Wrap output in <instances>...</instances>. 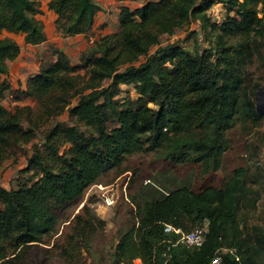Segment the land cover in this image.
I'll use <instances>...</instances> for the list:
<instances>
[{"label":"trees","instance_id":"obj_1","mask_svg":"<svg viewBox=\"0 0 264 264\" xmlns=\"http://www.w3.org/2000/svg\"><path fill=\"white\" fill-rule=\"evenodd\" d=\"M218 3L226 12L221 20L209 13ZM47 7L63 36L90 35L101 9L97 0H47ZM262 8L264 0L122 5L119 30L95 39L80 64L57 50V58L42 64L25 89L0 78V165L21 144L33 142L16 186L0 184V264H23L34 245L57 232L63 210L84 196L99 173H121L116 154L123 146L165 145L166 157L177 164L217 170L238 117L263 120L247 91L254 46L264 39ZM42 14L41 0H0V33H22L26 44H41L48 39L37 18ZM195 20L207 46L190 50L161 43L164 34ZM20 53L15 39L0 38V75L9 74L8 62ZM124 85L137 97L122 95ZM6 91L36 104L9 110L2 103ZM65 112L68 121L52 123ZM244 177L240 168L224 187L160 189L143 203L139 225L120 233L109 264H135L137 258L144 264H212L216 256L220 264H264V227L244 232L238 218ZM206 219L209 229L200 247H188L164 230L172 224L191 231ZM83 224L78 241L90 251V237L106 222L87 209ZM226 248L236 251L223 252Z\"/></svg>","mask_w":264,"mask_h":264},{"label":"rangeland","instance_id":"obj_2","mask_svg":"<svg viewBox=\"0 0 264 264\" xmlns=\"http://www.w3.org/2000/svg\"><path fill=\"white\" fill-rule=\"evenodd\" d=\"M101 9L97 14L93 32L88 35L63 36L56 28V15L47 7V0H41L43 14L37 18L44 22L45 30L57 40L48 47L26 44L24 34L3 30L0 38L11 37L24 46L29 55L36 54L38 59L45 63L57 58V50H63L73 64H80L81 53L91 44L93 39L119 30L117 18L119 16V0H97ZM135 2V4H132ZM137 0L131 1L135 8ZM221 6H213L209 13L215 19L221 20L226 14ZM261 15L264 16V8ZM201 23L198 20L173 35H163L161 43H180L188 49L205 47L207 43L200 34ZM195 31L193 37L189 35ZM154 46L151 52L155 51ZM255 57L248 70V95L262 112L263 120L238 117L235 126L227 132V148L222 158L220 167L204 171L203 167L192 163L177 164L165 155V145L153 148L144 144L140 148L123 146L117 151L119 159L122 158L121 173L114 170L99 173L97 178L89 185L84 196L61 213V221L55 234L48 237L44 243L34 245L30 255L23 264H109L111 254L118 242L122 231L133 225L138 226L143 210V203L157 197L161 190L170 191L183 185H190L193 190L199 191L207 186L224 187L227 181L240 169H245L244 184L241 189L239 203V222L244 232H249L254 226L264 227V39H257L254 46ZM142 56L136 65L145 60ZM17 67L7 79L10 83L14 80ZM31 70L28 75L34 74ZM85 69H80L81 75ZM21 77L16 75L14 89L26 85L27 74ZM1 78V75H0ZM12 84V83H11ZM262 88V91L260 89ZM122 95L136 98L137 94L132 86H123ZM17 94L6 91L2 103L9 110H16L18 106H35L33 98L17 99ZM77 102V98L73 100ZM69 113L58 116L52 123L68 121ZM41 136L34 141H40ZM33 142L21 144L15 154L0 165V184L7 189L16 186L18 171L26 164L28 155L31 154ZM111 185L113 188L115 205L107 206L103 199L102 188L99 185ZM108 189V188H107ZM161 189V190H160ZM112 193V192H111ZM141 202V203H139ZM141 206H140V205ZM87 209L96 216L105 220L106 225L98 229L90 237V251L78 241V231L84 226L83 220L87 217ZM81 221V222H80ZM75 249V251H74Z\"/></svg>","mask_w":264,"mask_h":264},{"label":"crops","instance_id":"obj_3","mask_svg":"<svg viewBox=\"0 0 264 264\" xmlns=\"http://www.w3.org/2000/svg\"><path fill=\"white\" fill-rule=\"evenodd\" d=\"M112 1H115V0H110L109 2H112ZM131 1L132 0H119V3H120V7L122 5H128L131 7ZM147 1H150V0H137L136 2V5L134 6H137V7H140L142 6L145 2ZM154 1V0H152ZM132 4H135V2H133ZM221 6L220 8L225 10L224 6L220 3L218 4H214V6ZM136 8V7H135ZM120 11V10H119ZM117 22L119 23V16L117 18ZM165 35V34H164ZM47 36H48V39L47 41L41 43V44H37V46H44L45 48L48 47L49 44L51 43H54L57 39L55 37H51L48 33H47ZM93 42V39L90 41V43ZM21 45V44H20ZM42 60H40V58L38 59V57L36 56V54H32V55H29V52L27 51V49L21 45V53L20 55L13 61H9L8 62V66H9V74L5 75V74H2L1 75V79L3 78H9L11 75L13 77V71L14 69H16L17 67V73H15L18 77H21L22 73L25 72L27 74V79H26V85H27V82H28V79L38 73L40 71V66L37 64V63H41ZM31 70H35L34 74L32 75H28V73L31 71ZM16 75H14V80L16 79ZM14 80L11 82V86L12 88H15L14 87ZM26 85H24L22 87V89H25L26 88ZM21 87H18L16 89H19ZM135 264H144L143 261L140 259V258H137L135 260Z\"/></svg>","mask_w":264,"mask_h":264},{"label":"built area","instance_id":"obj_4","mask_svg":"<svg viewBox=\"0 0 264 264\" xmlns=\"http://www.w3.org/2000/svg\"><path fill=\"white\" fill-rule=\"evenodd\" d=\"M109 186L111 185H106L105 187H103L102 184L99 185L100 188L105 190V192L104 191L102 192L101 196L103 197V199H105L107 206H113L115 205L116 199L114 198L113 188ZM208 224H209V221L206 219L202 224L196 226V228H194L191 231H184L183 229L177 228L173 226L172 224H166L164 227V230L167 233L173 232L179 235V242H182L184 245L188 247H200L206 241L207 233L209 229ZM227 251L235 253L236 250L234 248H231V249L226 248L223 250V252H227ZM237 260H239V257H237ZM220 262H221L220 256H216L212 260V264H220Z\"/></svg>","mask_w":264,"mask_h":264},{"label":"water","instance_id":"obj_5","mask_svg":"<svg viewBox=\"0 0 264 264\" xmlns=\"http://www.w3.org/2000/svg\"><path fill=\"white\" fill-rule=\"evenodd\" d=\"M260 91L263 92V91H262V88L260 89ZM257 110H258L259 113H262V112L259 110V108H257Z\"/></svg>","mask_w":264,"mask_h":264}]
</instances>
